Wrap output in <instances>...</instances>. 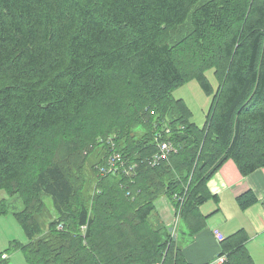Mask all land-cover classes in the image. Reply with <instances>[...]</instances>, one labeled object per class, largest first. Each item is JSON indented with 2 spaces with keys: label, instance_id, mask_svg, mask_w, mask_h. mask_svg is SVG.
<instances>
[{
  "label": "trees",
  "instance_id": "1",
  "mask_svg": "<svg viewBox=\"0 0 264 264\" xmlns=\"http://www.w3.org/2000/svg\"><path fill=\"white\" fill-rule=\"evenodd\" d=\"M192 80L213 97L202 127L174 97ZM165 124L175 153L152 167ZM58 129L33 170L39 138ZM114 153L125 169L100 175ZM74 159L92 174L84 191L65 171ZM230 159L243 176L264 168V0H0V191L25 206L28 242L13 245L28 264H191L184 237L207 228L199 207L219 206L208 183ZM164 195L181 208L178 239L152 217ZM40 196L58 215L46 236ZM248 234L220 242L226 264H256Z\"/></svg>",
  "mask_w": 264,
  "mask_h": 264
},
{
  "label": "rangeland",
  "instance_id": "2",
  "mask_svg": "<svg viewBox=\"0 0 264 264\" xmlns=\"http://www.w3.org/2000/svg\"><path fill=\"white\" fill-rule=\"evenodd\" d=\"M206 76L209 79L210 83L212 84L213 88L216 90L218 87V82L215 77V70L211 69L207 71ZM174 97L183 99L187 103V105L191 109L190 111H192L193 113L192 120L196 125L200 127L204 126L207 120V115L213 103V97L206 95L205 92L202 90L200 84L196 80H192L174 89ZM167 125L168 124L163 125L164 128L170 129L169 126ZM58 130L59 131L53 130L54 132L51 131L50 133H46L44 136H41L39 138L38 147L34 151L35 160L34 162L32 161L31 163L33 170L40 168V166L43 164L42 159H40L42 155L39 154V151L41 150L42 147L41 144L45 143L46 138H53L55 136L60 138L62 136H57V135L58 134L63 135V133L65 132V129H58ZM113 137L115 138V136ZM100 139L102 138H99V140ZM65 148H67V146ZM63 163L64 164L66 163L65 160ZM78 165H79V161L74 159L71 162H69V167H67L65 171L68 177H70V179L72 180V182L75 185L80 184L82 191H84L87 184L90 183L89 185L91 186L93 185L92 179H90L92 174L91 172L86 170H85L86 172L81 174L77 170ZM80 166H81V161H80ZM83 176L87 177L88 183L87 180L85 181V183L82 182ZM77 178H79V180H76ZM3 200H6L8 202L10 210L7 215L0 216V254H2V258L8 260L10 264H28L25 257H23L24 254L22 253V251L16 250V248L13 245L15 243L26 244L28 242V237L16 217L17 214L24 212L25 206L23 205L22 199H19V196H14L12 198L11 196H9L7 192L0 191V201ZM154 201L156 205V209H155L156 212L153 213L152 217L160 218L162 219L163 222H165L164 221L165 215H163V212L166 210L165 205L167 202L170 203L169 205L171 206V210L173 211L172 222H171L172 226L170 231L171 233H173L172 237H174V239H178V232L180 228L179 225H176L175 222H177L179 218V222L181 225V220H180L181 208L177 209L173 205L172 200L166 197L165 195L159 198L158 197L155 198ZM73 202H76V199H74ZM259 203L260 201H258L256 204ZM35 204L37 209V214L35 215H37L38 221L43 230V234L46 236L49 233L50 221L58 217V215L56 214L57 212L54 210L52 200L49 197L46 196L36 197ZM256 204L250 206L249 208L255 206ZM199 208L200 211L204 210L203 213L206 212L210 213L214 211V209L216 208V204L213 200H210L209 202H207L206 204L202 205ZM249 208L243 210L239 206L238 202L237 205L235 206L232 203H224V205H221V211L217 213L216 212L213 213L214 215L212 214L209 220L211 219L213 223H216L217 228H219V231L222 234H224V232L227 231L228 225H230L231 222H233L235 219H242L244 213ZM31 209H33V207ZM230 211H234V212L237 211V213L234 215L235 217H233L232 219H229L227 216V213ZM251 245H252L251 253L254 257L255 263L264 264V243L263 245H260L258 247H255V245L252 243Z\"/></svg>",
  "mask_w": 264,
  "mask_h": 264
},
{
  "label": "crops",
  "instance_id": "3",
  "mask_svg": "<svg viewBox=\"0 0 264 264\" xmlns=\"http://www.w3.org/2000/svg\"><path fill=\"white\" fill-rule=\"evenodd\" d=\"M208 187L211 195L217 196L220 203L219 206L216 205L213 212L203 213L204 210L201 211L207 216L215 213L218 208L221 211V205H224V203H232L234 206L237 205V198L250 190L254 192L261 204L259 203L249 208L244 213L242 219H235L231 222L224 234L219 231L217 224L213 223L210 219L208 220L207 228L202 232L192 238L184 237L185 246L183 250L185 258L191 264H212L217 256L220 255L222 249L220 245L221 241H219L217 234L228 237L241 229L249 233L250 241L247 246L252 255L251 243L255 247L263 245L264 243V168L257 170L249 176H243L236 162L230 159L209 181ZM169 204V202L166 203V210L163 212V215H165V223L172 226L173 211ZM236 213L237 211H230L227 213V216L229 219H232ZM178 225L180 226V223Z\"/></svg>",
  "mask_w": 264,
  "mask_h": 264
},
{
  "label": "built area",
  "instance_id": "4",
  "mask_svg": "<svg viewBox=\"0 0 264 264\" xmlns=\"http://www.w3.org/2000/svg\"><path fill=\"white\" fill-rule=\"evenodd\" d=\"M163 133L169 134L170 129H166L162 127V132L156 139L158 146H159V151L147 160L150 166L152 167L158 166L162 161L166 160L172 152H174L173 144L169 141L163 140ZM114 141H115L114 138H108L105 141L102 140V143L103 144L108 143L114 146L115 145ZM121 156L122 155L116 154V153L110 155V158L108 159L107 163L105 165L99 166L98 168L99 174L100 175H116L118 174L120 170H122L121 168L125 169V162ZM134 168H136L135 164L130 168L129 171L125 170V172H127L128 174L133 173ZM175 223L176 225L180 223L179 218L177 222ZM217 237L219 241L224 240L223 235L217 234ZM225 261H227L226 255H219L212 262V264H226Z\"/></svg>",
  "mask_w": 264,
  "mask_h": 264
}]
</instances>
